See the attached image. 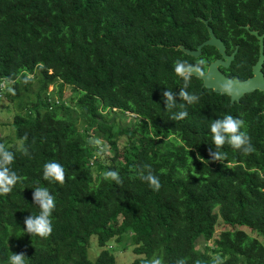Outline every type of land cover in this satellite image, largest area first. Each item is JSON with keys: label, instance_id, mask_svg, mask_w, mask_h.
<instances>
[{"label": "trees", "instance_id": "obj_1", "mask_svg": "<svg viewBox=\"0 0 264 264\" xmlns=\"http://www.w3.org/2000/svg\"><path fill=\"white\" fill-rule=\"evenodd\" d=\"M236 9L229 0H0V105L14 106L13 138L4 139L0 118V143L21 177L0 195V264L12 252H23L25 264H115V244L132 249L127 264H212L216 255L224 264H264V242L246 230L264 236V91L231 102L192 75L187 91L199 99L185 104L182 120L171 119L180 109H166L162 96L170 90L182 102L176 60L202 58L204 70L218 55L210 44L197 56L177 47L208 37L197 16H211L224 39L227 22L236 35ZM237 42L235 59L221 69L244 77L257 51ZM116 110L128 113L125 124L109 115ZM226 114L245 121L254 151L225 144V160L215 161L209 126ZM92 139L107 147L106 157ZM49 161L63 166V184L44 180ZM146 164L158 191L139 178ZM109 170L122 183L103 179ZM35 187L55 197L47 238L25 231V218L39 214ZM91 236L100 247L95 258Z\"/></svg>", "mask_w": 264, "mask_h": 264}, {"label": "clouds", "instance_id": "obj_2", "mask_svg": "<svg viewBox=\"0 0 264 264\" xmlns=\"http://www.w3.org/2000/svg\"><path fill=\"white\" fill-rule=\"evenodd\" d=\"M206 63L204 59H199L196 64H190L187 61L176 60L174 62V71L184 81V87L180 89L178 96L181 103L176 102V93L170 90H166L162 93L164 99V105L166 109H173L179 107L180 111L173 114L171 119L182 120L187 117L188 113L185 109V104L191 105L198 101L199 97L196 94L189 93L187 91L188 84L190 83L193 74L200 76L204 75L203 67ZM28 81L25 80L24 83ZM12 91V89H9ZM221 91L226 94H234V90L231 82L221 86ZM210 132L212 134V145H215V151L209 150V155L212 160L224 161L226 154L222 153L220 149L228 144L234 149L241 150L245 154H250L254 151L251 145V138L246 130V123L243 119L234 117L230 114H226L223 118L215 119L211 122ZM245 129V130H241ZM27 139V136L24 137ZM90 144L99 148L98 155L106 151L105 147L101 145L99 140L92 139ZM25 155H28L27 150L24 151ZM15 159L14 153L8 150L3 143H0V195L9 194L13 187L21 180V177L11 169L10 165ZM103 179L113 180L117 184L122 183L119 173L114 170L105 171ZM43 178L49 182H58L63 184L65 182V171L63 166L56 161H49L43 165ZM139 178L148 184L150 188L158 191L161 187L158 176L153 174L150 165H143L139 170ZM33 201L39 208V214L30 215L25 218V231L30 235L39 236L41 238H47L52 233V221L50 219L53 211L55 210V197L50 194L46 187H35L33 192ZM26 255L21 253L12 252L8 257L7 264H25ZM147 264V261H144ZM154 264H162L160 259L154 261ZM197 264H202L198 261ZM212 264H224L220 255H216L212 258Z\"/></svg>", "mask_w": 264, "mask_h": 264}, {"label": "water", "instance_id": "obj_3", "mask_svg": "<svg viewBox=\"0 0 264 264\" xmlns=\"http://www.w3.org/2000/svg\"><path fill=\"white\" fill-rule=\"evenodd\" d=\"M197 18H200V16H197ZM204 22L206 23V27L208 30V37L206 39L197 44L196 48H189L183 44H178L177 47L181 48L188 54L197 56L200 54L203 45L210 44L214 45L217 48L220 56L216 57L208 63L206 69L203 70V76H200L198 74L193 75L198 76L202 79L203 86L212 88L213 91L220 93H225L224 91H221V86L226 84L227 82H231L234 90V94H228L231 102L239 100L245 92H250L254 89L264 90V74L261 70L262 60L264 57L262 46L260 47L258 60L252 66L253 74L251 76L243 79L228 76L220 69L219 66L220 64L227 65L229 63V60L234 56V52L230 55H226L224 51V44L221 38L214 33L211 25L208 24L207 19H204Z\"/></svg>", "mask_w": 264, "mask_h": 264}, {"label": "flooded vegetation", "instance_id": "obj_4", "mask_svg": "<svg viewBox=\"0 0 264 264\" xmlns=\"http://www.w3.org/2000/svg\"><path fill=\"white\" fill-rule=\"evenodd\" d=\"M229 1H233L237 3V9L235 12L232 13V15L235 17L236 35L233 36V35L228 34L230 30V29L228 30V26H231V25H229V23L227 22V24L225 25L226 27L225 37L224 39L221 38V40L224 44L225 54L230 55L231 53L234 52V56L229 60V63L227 65L220 64L219 67L220 69H221V66L228 68L231 65L232 61L236 57V52L238 51L239 45H240V43L237 42V40L238 39L239 41L243 40L245 43H249L253 47L254 51H257L254 60L250 63L251 65L250 72L244 77H241L239 75L231 76L225 73L221 69L228 76L238 77V78L243 79L253 74L252 66L259 58V51H260L261 46H262V50L264 54V0H229ZM200 18L203 21L204 19H207V22H208V19L211 18V16H208L206 18L200 16ZM248 34L250 35V37L246 39ZM218 56H220L219 52H218V55L215 56L213 59H215ZM261 70L264 74V57L262 60ZM263 110L264 108L261 111L263 112Z\"/></svg>", "mask_w": 264, "mask_h": 264}, {"label": "rangeland", "instance_id": "obj_5", "mask_svg": "<svg viewBox=\"0 0 264 264\" xmlns=\"http://www.w3.org/2000/svg\"><path fill=\"white\" fill-rule=\"evenodd\" d=\"M64 95H66L68 97V95H70V93H72L70 86H65L63 89ZM72 102V101H71ZM14 110V106L13 103H10L8 101H2L1 100V105H0V118L1 120H3L5 122V125H3V127L1 128V132L4 136V139L8 140L10 138H13V129L11 127L10 122L12 120V111ZM104 112H107L106 110H104ZM118 115L121 117L122 123H126L127 119L126 117H124L126 114V112H120L118 110L116 111H111L109 112V115ZM117 116V117H118ZM130 119V118H129ZM131 120V119H130ZM77 125H80V121L77 122ZM126 140V135H121L118 139L119 144L121 145L124 141ZM104 146V145H103ZM106 151L102 152L101 155L103 157H106V154L108 152L107 147H105ZM97 152H99V148L97 149ZM220 230V225L216 227L215 230V235L218 233V231ZM246 230H248L251 234L257 236L258 238H260L263 242H264V236L261 234H258L256 231H250L248 228H246ZM100 247L97 245L96 242V237L95 236H91L90 238V245L88 247V256L89 258H95L98 251H99ZM115 256H116V263L115 264H127L129 263L133 257H134V253L128 248V249H122V245L121 244H115L114 247L112 248Z\"/></svg>", "mask_w": 264, "mask_h": 264}]
</instances>
